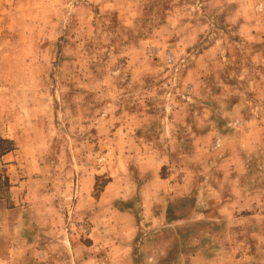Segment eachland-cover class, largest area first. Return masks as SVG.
Masks as SVG:
<instances>
[{"label": "rangeland", "instance_id": "1", "mask_svg": "<svg viewBox=\"0 0 264 264\" xmlns=\"http://www.w3.org/2000/svg\"><path fill=\"white\" fill-rule=\"evenodd\" d=\"M0 264H264V0H0Z\"/></svg>", "mask_w": 264, "mask_h": 264}]
</instances>
